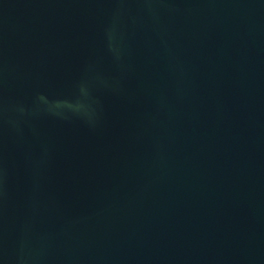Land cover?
Returning a JSON list of instances; mask_svg holds the SVG:
<instances>
[{
  "label": "water",
  "instance_id": "obj_1",
  "mask_svg": "<svg viewBox=\"0 0 264 264\" xmlns=\"http://www.w3.org/2000/svg\"><path fill=\"white\" fill-rule=\"evenodd\" d=\"M0 264H264V0H0Z\"/></svg>",
  "mask_w": 264,
  "mask_h": 264
}]
</instances>
